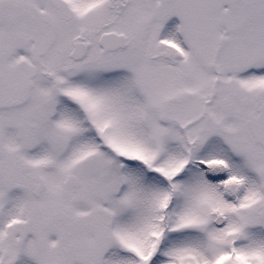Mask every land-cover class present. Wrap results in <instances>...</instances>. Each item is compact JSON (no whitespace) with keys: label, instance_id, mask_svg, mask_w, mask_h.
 I'll use <instances>...</instances> for the list:
<instances>
[{"label":"snow or ice","instance_id":"obj_1","mask_svg":"<svg viewBox=\"0 0 264 264\" xmlns=\"http://www.w3.org/2000/svg\"><path fill=\"white\" fill-rule=\"evenodd\" d=\"M0 264H264V0H0Z\"/></svg>","mask_w":264,"mask_h":264}]
</instances>
